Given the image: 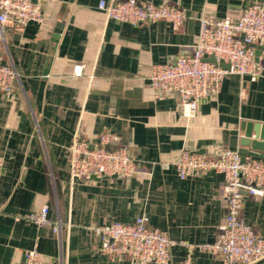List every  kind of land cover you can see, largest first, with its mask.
Wrapping results in <instances>:
<instances>
[{"label":"crops","instance_id":"1","mask_svg":"<svg viewBox=\"0 0 264 264\" xmlns=\"http://www.w3.org/2000/svg\"><path fill=\"white\" fill-rule=\"evenodd\" d=\"M100 1L35 0L41 24H0V55L21 75L13 95L0 93V264H24L34 248L37 264H59L61 243L51 227L26 220L44 206L51 222L64 224V264H140L103 255L90 231L140 217L177 242L170 264L188 254L196 264H226L201 248L216 242L227 217L224 177L192 173L182 180L176 164L184 150L210 158L254 152L242 147V128L264 125V77L226 76L219 93L186 118L178 95L154 97L150 76L154 64L191 52L202 16L238 20L264 0H137L183 10L187 20L178 29L166 21L110 20ZM258 62L264 67V52ZM77 65L81 77L73 74ZM104 134L128 148L138 173L73 180L69 148L76 136L95 142ZM241 217L264 239V196H245Z\"/></svg>","mask_w":264,"mask_h":264},{"label":"built area","instance_id":"2","mask_svg":"<svg viewBox=\"0 0 264 264\" xmlns=\"http://www.w3.org/2000/svg\"><path fill=\"white\" fill-rule=\"evenodd\" d=\"M98 9L110 20L140 26L144 23L169 22L174 29L187 20L183 10L170 4H141L137 0L107 2L101 0ZM44 15L35 0H0V24L26 26L41 24ZM3 29L1 28V36ZM264 49V3L256 2L242 13L238 20L225 17L218 20L200 18V32L190 53L179 56L171 64H154L150 82L155 98L173 93L178 95L183 116L193 118L200 105L218 94L226 76L240 75L256 81L264 77V67L256 61V49ZM214 57L216 63L206 61ZM229 65V69L222 67ZM75 77L83 75V66L74 68ZM21 75L13 64L0 55V93L11 96L16 92ZM115 136L101 135L95 142L76 136L69 148L70 174L73 180L133 177L138 173L127 147L119 146ZM182 180L192 173L215 172L224 177V195L228 205L225 223L213 245H203L216 258L226 264H255L264 261V239L242 217L245 196H264V161L244 157L239 151L227 150L218 157L184 150L176 164ZM1 176V166H0ZM49 207L26 216L38 227L50 226L60 240L63 262V229L61 219L51 222ZM90 231L100 241V252L112 260L130 258L140 264H170L172 248L177 245L166 232L149 225L147 217L133 223L114 222L92 226ZM41 254L34 248L25 255L24 264H37ZM181 264H196L191 255Z\"/></svg>","mask_w":264,"mask_h":264},{"label":"water","instance_id":"3","mask_svg":"<svg viewBox=\"0 0 264 264\" xmlns=\"http://www.w3.org/2000/svg\"><path fill=\"white\" fill-rule=\"evenodd\" d=\"M60 30H57L55 34L57 35L56 38H58V35L60 34ZM264 52V49L261 47H257L256 49V61H259L260 56ZM206 61H209L211 63H216V60L214 57H211L209 59H206ZM222 67L225 69H229V65L222 63ZM243 131V138L241 141L242 147H251V150L254 152H247L246 150H242L240 154L244 157H246L249 153L254 159L262 160L264 161V158L262 154H257L256 152H264V125L261 124H246L243 125L242 128ZM94 181H101L99 179H94Z\"/></svg>","mask_w":264,"mask_h":264}]
</instances>
